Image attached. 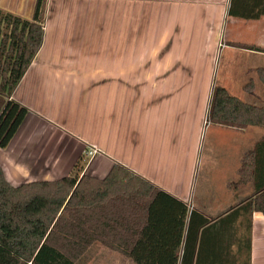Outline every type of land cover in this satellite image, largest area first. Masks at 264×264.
I'll use <instances>...</instances> for the list:
<instances>
[{"label":"crops","instance_id":"crops-1","mask_svg":"<svg viewBox=\"0 0 264 264\" xmlns=\"http://www.w3.org/2000/svg\"><path fill=\"white\" fill-rule=\"evenodd\" d=\"M36 2L0 0V9L31 19ZM230 4L48 0L43 45L13 93L29 110L0 147L7 180L19 186L66 176L94 145L87 174L102 178L124 164L212 221L239 206L253 191L252 182L235 184L242 159L264 127L213 124L208 112L216 84L264 106V15L232 16ZM251 4L257 0H242ZM254 196L264 206V190ZM109 250L111 264H133L100 243L81 261ZM251 262L264 264L261 209L253 212Z\"/></svg>","mask_w":264,"mask_h":264},{"label":"trees","instance_id":"trees-1","mask_svg":"<svg viewBox=\"0 0 264 264\" xmlns=\"http://www.w3.org/2000/svg\"><path fill=\"white\" fill-rule=\"evenodd\" d=\"M47 4L37 0L31 19L0 9L1 148L8 147L29 110L13 93L43 45ZM229 14L259 18L264 0L246 6L231 0ZM208 121L264 127V106L216 84ZM85 166L80 160L66 176L19 186L0 166V264H83L95 243L133 264H252L253 212L264 210L254 199L264 190V137L243 156L235 183L252 182V193L216 221L124 164L115 163L102 178L85 173Z\"/></svg>","mask_w":264,"mask_h":264},{"label":"rangeland","instance_id":"rangeland-1","mask_svg":"<svg viewBox=\"0 0 264 264\" xmlns=\"http://www.w3.org/2000/svg\"><path fill=\"white\" fill-rule=\"evenodd\" d=\"M257 74H258V72H253L254 77H257ZM247 99H250V98H247ZM253 101H254V99H253ZM68 121H69V120H68ZM84 157H85V158H84ZM91 159H92V157H91L90 155L84 154V156L81 157L82 164L87 165L88 163L91 162ZM198 183H199L200 185H203V184L205 183V178H204L203 176H199V177H198ZM205 184H206V183H205ZM105 252H106L107 254L104 255L103 258H102L103 255H101V256H100V260H98L97 257H96V260L94 259L92 262H89L90 259H88L87 261L83 260L82 263H83V264H111V263H112V260H110V259L108 258V252H112V251L109 250V251H105ZM125 259H126V258H125ZM126 260H128V259H126Z\"/></svg>","mask_w":264,"mask_h":264},{"label":"built area","instance_id":"built-area-1","mask_svg":"<svg viewBox=\"0 0 264 264\" xmlns=\"http://www.w3.org/2000/svg\"><path fill=\"white\" fill-rule=\"evenodd\" d=\"M99 152L96 146H88L85 150V154L90 155L92 158Z\"/></svg>","mask_w":264,"mask_h":264}]
</instances>
